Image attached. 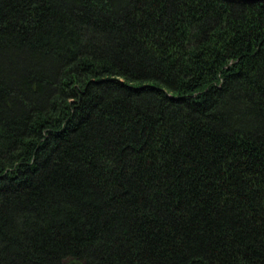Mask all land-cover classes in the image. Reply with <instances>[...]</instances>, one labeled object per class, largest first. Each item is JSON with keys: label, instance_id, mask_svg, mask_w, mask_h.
Wrapping results in <instances>:
<instances>
[{"label": "trees", "instance_id": "obj_1", "mask_svg": "<svg viewBox=\"0 0 264 264\" xmlns=\"http://www.w3.org/2000/svg\"><path fill=\"white\" fill-rule=\"evenodd\" d=\"M0 264H264V3L0 0Z\"/></svg>", "mask_w": 264, "mask_h": 264}, {"label": "water", "instance_id": "obj_2", "mask_svg": "<svg viewBox=\"0 0 264 264\" xmlns=\"http://www.w3.org/2000/svg\"><path fill=\"white\" fill-rule=\"evenodd\" d=\"M227 2H237V3H254V2H262L264 3V0H225Z\"/></svg>", "mask_w": 264, "mask_h": 264}]
</instances>
